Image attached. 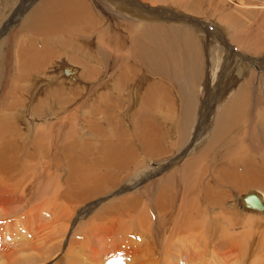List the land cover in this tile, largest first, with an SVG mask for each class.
<instances>
[{"label": "bare ground", "instance_id": "6f19581e", "mask_svg": "<svg viewBox=\"0 0 264 264\" xmlns=\"http://www.w3.org/2000/svg\"><path fill=\"white\" fill-rule=\"evenodd\" d=\"M125 1L113 0V3L107 4L105 0H42L25 18L22 35L12 40L9 55L12 74L0 99V217L32 204L29 209L38 208L40 213L41 210L48 209L50 212L60 208L68 215L69 211L62 208L64 205L60 207L56 203L59 197L74 201L72 199H81L85 191L105 195L108 188L123 183L124 175H131L129 168L138 173L146 166L145 160L152 164L167 149L182 155H178V161L167 167L160 168L158 164L151 171L143 168L149 170V174L144 173L148 177L157 173H161V177L146 183L147 186L136 194L139 197L144 193V201L154 203V206L149 204L135 224L129 221L130 218L129 222L125 219L118 225L108 223L110 227L101 228L103 236L107 239L112 232H128L149 226L150 216L154 215H151V209L156 213L158 230L163 233L172 230L171 233L178 236L180 226L187 220L188 234L193 232V215L204 213L201 224L217 236L213 238L217 239L216 242L220 238L230 244L241 264H264V197L257 192L264 193V72L256 74L253 71L258 69L257 63L264 67V12L262 20L240 33L238 28L241 25L232 13V5L243 3L240 0H215L214 7L212 2V7L210 3L208 6L207 0H167L173 5L180 2L192 12H199L200 7L206 10L210 7L222 15L231 28L234 38L227 44L231 49L230 52H223V57L227 59L221 75L224 83L217 85L223 90L216 96L212 92L214 96L211 97L209 93L220 75L221 61L218 64L210 56L214 43L211 41L209 46L203 43L204 30L201 27L192 30L190 24H186L191 22L187 19L180 18L183 22L176 23L167 12L160 17L152 15L145 18V13L139 9H136L137 13L132 8L127 10L124 6L128 3ZM161 1L164 2L155 0L152 4H161ZM8 3L9 0H0V17ZM106 6L111 11H106ZM120 6L124 7L125 13H131L125 15L116 11ZM195 33H202L203 36ZM206 38L208 41L207 35ZM8 44L7 40L0 43V76L6 66ZM57 47L64 51L58 54ZM204 54H207L208 65ZM52 62L53 65L47 68ZM54 67H63L66 77L60 79L50 75ZM200 88L203 92L199 97ZM6 101L12 105L18 102V106H5ZM79 105L89 108L85 113L87 117L84 114L82 127L79 119H70L77 116ZM123 123L130 124L131 129L120 127ZM195 123L198 129L194 127ZM19 124L24 126V130L19 129ZM57 141L67 143L62 147L58 142L61 149H57L53 143ZM129 143L134 144L131 149ZM55 155L62 156L65 162L57 163L56 169L53 165L48 169L50 171H46L47 174L42 175L43 170L37 174L36 167L29 164V161L38 164L42 158ZM138 155L141 157L137 160ZM18 166L22 170L14 172V167ZM61 170L65 171V177ZM137 173L138 177L140 174ZM227 188L233 189L239 197L231 200ZM242 193L244 195L240 197ZM6 194L10 197L8 200L3 197ZM249 194L254 195V204L250 203ZM127 196H119L117 204L129 203L131 200L128 202L130 197ZM15 203L23 206L13 207ZM202 203L206 209H203ZM238 204L247 211L242 214L237 212ZM116 205L115 201L104 205L94 218L114 210ZM53 212L56 215L57 211ZM66 212H61V216ZM222 215L226 218L224 222ZM58 216V221H65L64 217ZM68 227L63 226L58 235L54 233L55 236H64ZM92 229L96 230V227L84 225L80 233L89 235ZM23 235L26 236V233ZM170 237L169 231L162 236L165 240L163 250L167 248ZM188 237L191 246L187 252L188 261L202 262L204 254L196 248L205 243V236L196 238V234L190 233ZM212 241L215 242L210 240V243ZM85 243L78 246L73 243L61 257L60 264H81L83 257L80 251L89 244ZM205 247L208 250V247L212 248ZM15 248L12 251L8 248L9 252L0 260L17 264L16 260L24 253H45L43 242L37 246ZM143 248L139 249L140 255ZM144 251L153 252L148 247ZM97 255L94 250L93 260ZM129 255V261H133L131 264H145L143 257H137V250ZM155 257L153 264L157 261ZM229 257L226 256V259ZM180 259V254L174 250L172 261L179 264ZM230 259L228 261H232ZM213 263L216 264L215 261Z\"/></svg>", "mask_w": 264, "mask_h": 264}, {"label": "rangeland", "instance_id": "374dc122", "mask_svg": "<svg viewBox=\"0 0 264 264\" xmlns=\"http://www.w3.org/2000/svg\"><path fill=\"white\" fill-rule=\"evenodd\" d=\"M41 1L42 0H9L7 9L2 13V15L0 17V43L4 42L6 40H7V42H9L8 46L6 47L7 48L6 49L7 55H6V59L4 61V64L6 66H5L3 72H2V74L0 76V99L2 98V95L4 93V91H3L4 88L7 87L8 84H9L8 83V78H10L11 77V74H12L11 73V70L12 69H9V66L11 68V65H10L11 64V60H10V56H9L10 53H11V51H12V48H11V44L12 43L11 42H13L12 40H14V38L17 39L18 36L20 37L22 35L21 34V32H23V25L22 24H23L25 18L31 12V10L34 8V6L36 4H38L39 2H41ZM100 1H104V0H100ZM105 1H107L106 2L107 4L113 3V0L112 1L111 0H105ZM154 1L155 0H127L125 2L128 3V5L127 6H124V7L127 10H128V8L129 9L132 8V9H134V12H136V9L141 10L143 13H145V15H146L145 18L152 17V15H154V16L155 15H159V17H160V16L165 15V14H162V13H166L167 12L168 15L174 17L173 20L176 23H178V21H180L179 23L183 22L181 19H187V20H189L191 22L190 23L187 22L186 24H190L189 26H191L190 28L192 30H194L193 28H195V27L196 28H200L201 27L200 29H202V31L204 30V32L206 33L205 36H204L203 43L204 44H208V46L212 42L214 43L213 45H211L212 46V51H209L210 56H212L214 58V60H217V63L218 64L221 61L220 62V75L218 74L217 81L214 83L213 88H212L213 90H211V92L209 93V95L212 97L214 95L216 96V95L221 94L222 93L221 90H223V89L220 88V87H218V86H221L224 83V79L222 78L223 76H221V75H222V72L225 69L224 64H226V61H227V59L225 57H223V52L224 53H226L227 51L230 52L231 47L228 46L227 44H229V42L231 41V39L234 38L231 35L232 34L231 28H229L228 25L224 22V17L222 15H220L219 13H216V11L214 9H211L210 7L207 8V10L206 9H203L202 7H200V8L198 7L199 9H201V10H199V12H192L189 8L184 7L183 5H180V2H176L177 5H173L170 2H167V0H164V2L161 1V4H152V2H154ZM214 1L215 0H207V2L206 1L205 2L208 3V6H210L211 2H212V4L214 3L216 5V2L217 1H215V2ZM235 1L238 2L239 0L238 1L235 0ZM240 1L243 2V3H241V4L234 3L232 5V7H233L232 8V13H233L234 18L241 25L238 28L239 29V32L241 33L242 32V29H243V31H244V29L246 31V29H248V27L249 28L252 27V26L254 27V25L258 21H260V20L263 19V15L262 14L264 12V0H246V1L245 0H240ZM114 3L115 4H118L116 2H114ZM212 4H211V7H212ZM214 4H213V7L215 6ZM124 7H121L120 6V8L115 9V10L118 11V12H122V14H125V15L130 14L131 12H129V11H128V14L124 12ZM108 8H109V6L108 7L107 6L104 7V9H106V11H111V8H109V9ZM94 11L97 13L96 10H93V12ZM201 14H202V16H201ZM175 15H177V16H175ZM132 18H134V17L132 16ZM115 21L117 22L119 20H115ZM250 23H251V25H250ZM244 25H246V26H244ZM195 34L198 35L199 37L203 36V35H201L202 33H199V34L195 33ZM206 35L209 38L208 41H207ZM215 42H216V44L217 43L218 44L216 45ZM222 47H223V50H222ZM58 48H59L58 54H60V51L61 50H62L61 53L64 51L62 48L60 49V47H57V49ZM204 57H205V60H206L205 63H207V65H208L209 61L207 60L208 59L207 54H204ZM263 63H264V59H263ZM52 65H53V62H52L51 65H48L47 68L51 67ZM258 65L260 66V64L257 63V66ZM259 66H258V69H254L253 70L256 74H259V73L261 74L262 72H264L263 71L264 70V67H262V66L259 67ZM47 68H46V70H47ZM59 68H61L60 71H58V72H54L53 71V70H56V69H59ZM261 68H263V69H261ZM63 72H64V68L63 67H57V68L54 67V68H52V73L50 75H53L55 77H58V78L62 79V77H66ZM245 79H246V76H245ZM199 91H200V94H198V96L200 97L201 94H202V92H203L202 88H200ZM199 91H198V93H199ZM212 92L213 93L215 92L214 95L211 94ZM203 98H204V96H203ZM95 101H97V100H95ZM12 104L11 103H8L6 101V103L4 105L5 106L7 105L8 107H11ZM93 104H95V106H96V103H93ZM14 105L18 106V102H16V104H14ZM14 105H12V106H14ZM78 107H79V110H78V112L76 114L77 116L75 118H70V119L71 120H75V121H77L79 119L78 120V123H80V125H81V124H83L85 122V121H83L84 118H85L84 116L86 115V117H87V114H85V113L88 112V109L89 108H87L85 105L84 106L83 105H81V106L79 105ZM82 107H84V108L82 109ZM94 108L96 109V107H94ZM94 108H93V110H94ZM90 112L91 111L89 110V113ZM24 116L27 118V113H25ZM80 119H82V120H80ZM22 120H24V119H22ZM119 122H120V120H119ZM151 122L153 123V121H151ZM19 125H20L19 129L20 130H24V126L23 125L21 126V124H19ZM200 126H201V123H200ZM81 127H82V125H81ZM120 127H122L125 130H128V127H129V129H131V126L128 123H123V124L120 125ZM194 127H196V129H198L197 128V123H195V126ZM199 131H200V129L198 130V132ZM58 142L59 143L61 142L60 143L61 145ZM53 143H54V147L56 146V148H57L59 146H62L64 143H65L64 144V146H65L67 142L64 141V143H62V141H57V142H53ZM56 143H57V145H56ZM58 144H59V146H58ZM128 145H130V148L129 149H131L134 144L133 143H129ZM59 148L61 149V147H59ZM64 148H62V149H64ZM51 149H52V147L50 148V150ZM185 149L186 148H184L182 150V152ZM140 151H142V150H138L139 153H140ZM138 152H137V154H138ZM60 155H55L54 157L53 156H51V157L48 156V158H42L38 164L36 162H30L29 161V164L30 165H34L33 168L36 167L35 168V171H36L37 174L41 170H43L44 173L42 175H44V174H47L48 171H50L48 169H50L53 165H55V169H56L58 167V166H56L57 163H63V162H65V160L63 161V157L62 156L60 157ZM178 155L181 156L182 154L177 153V152L175 153L174 151L171 152V150L170 151H167V149H166L165 154L162 155V156H160L159 157L160 159L158 158L159 160H155L153 158L154 161L153 160L150 161V163L153 161L152 164H149L145 160L144 162L146 163V166L143 167V168L149 169L151 171V168L152 167H156L158 164H159L160 168L161 167H165V166L167 167V166L171 165L172 163H175L176 161H178V159H177L178 158ZM130 156H131V154H130ZM140 157L141 156L138 155L136 159L138 160ZM64 159H65V157H64ZM68 159H69V157H68ZM98 165L99 166H103L102 164H98ZM159 166H158V169L160 171L161 169L159 168ZM217 167L219 168L220 165L217 166ZM17 168H19V166ZM17 168L14 167V172H16L18 170H22V168H19V169H17ZM45 168H47V170H44ZM143 168L139 169V172L138 173L140 175L137 172H134L133 173V170L132 169H134V168H129V172L128 173H130L133 176H131V175L129 176V174H128V176L127 175H124V177H122L123 181H121L123 183L117 184V186H115L114 188L113 187L108 188V190L106 191L107 194H105V195L102 194L104 197L99 192H95V193L93 192L94 193L93 194L92 191H85L83 193L81 199H72L74 201H71V199H69L67 197H64V198L63 197H59L58 200L56 201V203H58L59 206L61 205L60 207H62L64 205V207H62V208H65V209H67L69 211L68 215H67V212L66 211H63L60 208L54 209L55 212L57 211L56 215L54 214V212H53L54 210L53 209H51V211L53 210L52 211V214H50L51 211L49 212L48 209H46V211H45L44 208H43V210L45 212L40 209L41 212H42V213H40V211L38 210V208H35L34 207V209L33 208H30L29 209V207L31 206V205H29L28 208H23L24 210L23 209L20 210L21 212L20 211H17L15 213L11 214V215H5V216L0 217V249H1V251H0V257H3L9 251L14 250L15 246H16V248H15V250H16V249H20V248H23V247L37 246L38 244H41L43 242L44 243L45 253H44V251L41 252V253H38V252H35L34 253V252H30L29 251L30 253H24V254H22V255H20L18 257V259L16 260L17 264H60V262L62 261L61 260V257L66 252H68V248L69 247H72L73 243H75V245L78 246L79 243L81 244V243H85L86 242L85 243L86 245H87V243H89L86 246L87 248L85 247V250H81L80 251L81 252V255L83 257V259L81 260V262H82L81 264H131L133 261H129V258H130V255L129 254L131 252H133V251H136V250H137V254H138L137 257H139L140 259L142 257L145 258V259L142 258V260L144 261L145 264L148 262V260L151 263L148 262L147 264H153L154 261H155L154 260V257L155 256H156L155 259L157 258V261L155 262V264H160V263L161 264H173L174 263V260L172 261V257H173L174 250H176L180 254V258L181 259L179 261V264H215V263H213V261H215L216 264L217 263L220 264V262H221V264H227V263H229V264H234V263L235 264L236 263L237 264H241L239 262L238 256H235L236 255L235 253H237V252H235L232 249H230L231 248L230 244L228 245V243L225 242L224 240H222L223 241L222 242L220 238H218V241H217V242L220 241V243H217L216 242L217 239L216 240L213 239L214 237L216 238L217 236L216 235L213 236V234L210 231H208L207 228L204 225L201 224V222H202V218L201 217L204 216V213H202V214H200L198 216L196 214L193 215L194 219L192 220V223H191L192 231L193 232L190 231L188 233V234H190V233L196 234V238H199V237L204 238L203 236H205V238H204L206 240V241L204 240L205 243L200 244V245H197V248H196V249H199L204 254L203 255L204 258L202 257V262H199V263H190L188 261L187 252H189L191 250V246L189 245L190 238L188 237V234H186L188 232L187 231L188 228L186 226L187 223H188V221L186 220L184 222V224H182L180 226L179 229H181V231L178 234V236L176 234L173 235L171 233L172 230H168L170 232V234H171V237H170V240H169L170 242L167 243V248L165 250H163L164 249V241L165 240L162 238V236L164 234L168 233V231L166 230L165 233H163L161 230H158L159 226L157 224L156 213L153 212L152 209L149 210V211H150L151 215L152 214H154V215L150 216L149 224H147L149 226H146V227L143 226L145 229L144 228L141 229L140 227L138 229H131L128 232H114V233L112 232V233H110V237L108 236L109 238H107V239H109V241L106 244L107 239L102 234L104 232V231L102 232V229H101L102 227H110V225H112V222H114L113 224L118 225V222L119 221L125 222L126 220L128 221L129 218H130L129 221L130 222H133L135 224L136 222H138V219H139L140 215H142V212L144 211L145 208L147 209V207H149L150 205L151 206H154V203H148L147 201H146L147 202L146 203L144 201V200H146L143 197V196H145L144 193H142L143 196L142 195H138L139 197H137L136 194H138L139 191H141L140 189H142L143 187H146L147 186L146 183L147 184H150L151 183L150 181L155 180V178L157 176H158V178H160L161 177V173L153 174V176L148 177L147 174L145 175L144 173L146 171V173L149 174L150 173L149 170H144ZM30 170L33 171V169H30ZM140 170H144V171H140ZM142 172H143V174H142ZM61 173L65 177V174H64L65 171H62L61 170ZM136 173L140 177L139 176L137 177L135 175ZM208 173H210V172H208ZM213 173H215V171H213ZM59 174H60V172H59ZM141 175H143V176L145 175V176L144 177L143 176L141 177ZM134 177H135V179H134ZM7 184H9V182H7ZM122 184H124V185H122ZM202 187H203V184H202ZM227 189H228V191L230 190L229 191V195H230V197L233 198V199L231 198V200H234L236 198V196L239 197V195H237L233 189H231V188H227ZM115 190H116V192H115ZM257 192H259V194H261L262 197H264V193L262 191L261 192L260 191H257ZM230 193H232V194H230ZM89 195H90V198H89ZM93 195H94V197H92ZM96 195H98V196L95 197ZM127 195H129V197H130V198H127L128 202H129V200H131L129 202L130 204L129 203H126V204H124L122 206H121V204L119 205V202L117 204V200H118V198H120L119 196H121V197L122 196L123 197H128ZM243 195H244V193H242L240 195V197L243 196ZM135 196H136V198H135ZM151 196L155 199L154 193H152ZM3 197L6 200H8L10 198V197H8V195L7 196H3ZM214 198H218V197L215 196ZM92 199H93V202H92ZM82 200H87L90 203L87 202V201L84 202ZM132 200L133 201L135 200L136 202L135 201L133 202ZM114 201H115V205L116 204L119 205L118 206L119 208L116 205V207L114 206V208L116 210L113 208L114 210H112V211L104 214L100 218H98V219L94 218L95 217V214L100 210L101 207H103L106 204H110V203H112ZM131 202H132V204H131ZM140 202H142V203H140ZM147 204H148V206H147ZM18 205L19 206H23V204H18V203L13 204L12 206L13 207H17ZM51 205H52L51 207H53V204H51ZM138 205H139V207H138ZM32 206H33V204H32ZM202 206H203V209H206L204 203H202ZM236 207H237L236 208L237 209V212H239L240 214H242L243 211H247V210L242 209L241 206H240V204H238V206H236ZM117 208H118L119 211H117ZM27 209H29V210H27ZM33 210H35V211H33ZM58 210H59V212H60V210H61V212H66L64 214L66 216H68V218L65 217L63 213H62V216H61V212L59 213ZM25 212L27 214H24ZM30 213H31V215H30ZM57 214L59 216H61V218L64 217L65 218V221L64 220H62V222L61 221H58V219H60V218H57ZM129 216H131V217H129ZM134 217H136V219ZM212 217H213V215H212ZM212 217H210V220L215 219V216H214L213 219H212ZM222 218H225V216L222 215ZM151 219L154 222L155 221L156 222L154 223L152 221V224H151V222H150ZM110 220H112V221H110ZM225 220H226V218L223 220V222ZM39 222H41L40 223L41 226L39 225ZM64 223H65V225H64ZM58 224H60L61 226H59ZM89 224H90V227L91 228H95L96 227V230L95 229L94 230L92 229V232L89 235H83L82 233H80V228H82L84 225L87 226ZM38 225H39V228H38ZM155 225H156V227H155ZM63 226H66V227L69 226L66 234L64 236H62V235L55 236L54 233H56L58 235L59 234L58 232H60L62 230ZM152 226H153V228H152ZM230 226H231V224L229 225V227ZM170 228L171 229H174L172 226H170ZM156 229H157V231H156ZM74 230H75V232H74ZM96 231H98V233ZM27 232H28V234H27ZM25 233H26V236L23 235ZM48 233H50V234H48ZM122 233H125V234H122ZM111 234H112V236H111ZM183 234H186V235H183ZM207 234L209 236H212V238L209 237ZM206 235L208 236V239L209 240L207 239V236ZM37 236H38V238H37L38 242L35 239V237H37ZM96 237H98V238H96ZM147 237H148V242L146 241ZM88 238H90L91 240L88 239ZM26 239L29 242V245H28ZM33 239H35L36 242ZM86 239L88 240V242H87ZM103 239H105V240H103ZM11 240H13V242ZM32 240L34 242L33 244H32ZM150 240H152V241H150ZM210 240H214L217 244H221V242H222L223 245L221 244L222 246L219 245L220 246L219 247L213 241H212L213 244L210 243ZM30 241H31V243H30ZM10 243H12V244H10ZM23 243L24 244L27 243V244L24 245ZM30 244H32V245H30ZM175 244H177V245H175ZM103 245H105L106 248ZM129 245H131V246H129ZM145 245H148V246H146V248H145ZM206 245L212 246V248L211 247H208L209 250H211V251H209L207 249V247H205ZM213 245H216L217 247L216 246H213ZM95 246H97V247H95ZM147 247L150 249V252H151V249L153 250V252H151V254H149V252L144 251V249H147ZM8 248H9V251H8ZM104 248H105V250H104ZM141 248H143V250L141 251V255L142 256L140 255V251H139V249H141ZM203 249L205 250V252H203ZM4 250H6V252H3ZM55 250H57V251H55ZM94 250H95L96 253H98V255L93 260V252H94ZM227 250L229 252H231V253H229ZM163 251H165V252H163ZM219 251H221V252L224 251L225 253L224 252L221 253ZM226 251L228 252V254L226 253ZM143 252L146 254L145 256H144V253ZM35 254H37V255H35ZM210 254H211V256H209ZM238 254L240 255V253H238ZM150 255H151V258H150ZM228 255H230V257ZM214 256H215V260H213ZM216 256L219 257V259ZM221 256H223L222 258L225 259L226 262L224 260L223 261L221 260L222 259ZM226 256L229 257V259L232 256V258L230 259L232 261H228L229 259L228 258L226 259ZM100 259H102V260H100ZM206 259H209L212 262L211 261L208 262L209 260H206ZM145 260H147V262ZM237 260H238V262H237ZM230 262H232V263H230ZM0 264H11V263H8V262L1 261L0 260ZM174 264H176V263H174Z\"/></svg>", "mask_w": 264, "mask_h": 264}, {"label": "water", "instance_id": "95a60500", "mask_svg": "<svg viewBox=\"0 0 264 264\" xmlns=\"http://www.w3.org/2000/svg\"><path fill=\"white\" fill-rule=\"evenodd\" d=\"M248 197H249V201H250V203L254 204V202H255V197H254V195L249 194Z\"/></svg>", "mask_w": 264, "mask_h": 264}]
</instances>
